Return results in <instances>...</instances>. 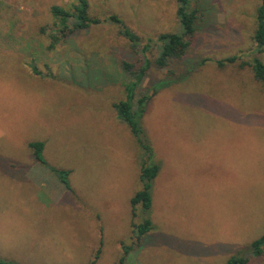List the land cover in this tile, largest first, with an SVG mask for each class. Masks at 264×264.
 Here are the masks:
<instances>
[{"label":"rangeland","instance_id":"rangeland-1","mask_svg":"<svg viewBox=\"0 0 264 264\" xmlns=\"http://www.w3.org/2000/svg\"><path fill=\"white\" fill-rule=\"evenodd\" d=\"M88 2L92 17H121L141 46L102 24L49 49L52 7L76 0H0V257L119 264L130 247L124 264H225L237 254L264 264L251 250L264 235V85L240 68L264 63L254 40L261 0H194L197 38L167 69L156 66L158 37L182 33L177 0ZM123 61L150 62L135 89V103L156 92L141 119L150 160L114 108L131 80ZM38 141L46 164L29 147ZM147 163L161 169L151 210L138 206L135 218ZM56 171L69 172L70 190Z\"/></svg>","mask_w":264,"mask_h":264},{"label":"trees","instance_id":"trees-1","mask_svg":"<svg viewBox=\"0 0 264 264\" xmlns=\"http://www.w3.org/2000/svg\"><path fill=\"white\" fill-rule=\"evenodd\" d=\"M193 1L194 0H177L179 6L177 15L180 19L183 31L182 33L162 34L158 37V42L160 43V53L156 59V66L158 68L167 69L174 61H182L186 57L190 46L197 38V22L199 19L197 8H192ZM51 14L55 28L50 36L52 43L50 44L49 49H53L57 43L65 40L71 33L102 24H109L117 27L119 29V34L129 41L133 49H137L141 46V38L134 33L118 15H110L105 19L92 17L90 15V5L88 0H76V3L72 5L71 9H66L61 6H53ZM254 40L258 45L257 49L259 53L264 52V0H261L257 9V29L254 35ZM53 42H55V44ZM150 49L151 45H146L144 47L145 51ZM238 59L237 56L225 58L219 61V67L224 69L227 64H234ZM122 66L124 71L130 75L131 80L130 83L125 86L126 100L114 104V108L117 112L118 119L129 126L133 136L138 139L139 144L147 151L150 160L151 147L141 138L143 135L141 119L145 113V105L148 104L156 92L154 91V93L146 96L143 94V96L135 103V89L142 85L146 77V72L150 66V62L145 61L144 66L139 70H134V65L125 61L122 62ZM246 66L252 67L255 79L264 85V63L256 56L252 63L241 62L240 68ZM170 75H174V73L171 72ZM29 147L32 149L35 158L39 162L46 164L44 158L45 143L40 141L31 142L29 143ZM160 169V166L157 164L147 163V165H142L140 177L143 187L142 190L137 192L131 200L133 217H137L138 206L142 207L144 216L151 210L153 204V182L158 177ZM56 173L60 176L66 188L70 190V183L68 180L69 172L56 171ZM151 229L152 222L149 218H146L142 224L137 226L138 245L141 244L142 237L150 232ZM130 249V247L125 248V253L119 264H124ZM251 250L253 251L252 254L256 257H260L264 254V235L253 242ZM98 253L100 254V251H98ZM97 258L98 256H96V259ZM95 262L96 260L91 264H94ZM249 262L250 259L248 257H245L242 254H237L231 257L225 264H248ZM0 264L14 263L0 257Z\"/></svg>","mask_w":264,"mask_h":264}]
</instances>
